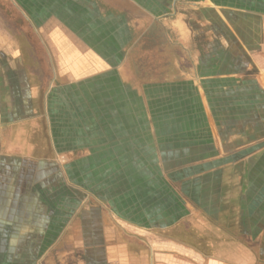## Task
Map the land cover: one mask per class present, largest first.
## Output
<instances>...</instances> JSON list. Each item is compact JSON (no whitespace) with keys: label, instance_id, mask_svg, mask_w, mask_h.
Segmentation results:
<instances>
[{"label":"crops","instance_id":"obj_1","mask_svg":"<svg viewBox=\"0 0 264 264\" xmlns=\"http://www.w3.org/2000/svg\"><path fill=\"white\" fill-rule=\"evenodd\" d=\"M3 2L0 264H264V0Z\"/></svg>","mask_w":264,"mask_h":264},{"label":"rangeland","instance_id":"obj_2","mask_svg":"<svg viewBox=\"0 0 264 264\" xmlns=\"http://www.w3.org/2000/svg\"><path fill=\"white\" fill-rule=\"evenodd\" d=\"M0 4H2V5H0L1 7L3 6V4H4V2H3V0H0ZM5 6H7V2H6V0H5ZM9 8H11V7H9ZM1 10H2V8H0ZM10 11H12V10H10ZM13 12V11H12ZM2 21V19H0V22ZM7 21V24H8V20H6ZM22 23H24V22H22ZM25 25H26V23H25ZM40 133V132H39ZM120 173V172H119ZM120 174H122V173H120ZM129 180H133V178H131V177H125V176H119L118 177V179H117V181H120V183H119V185H117V187L118 188H122V187H126L127 185L128 186H131V185H129L128 184V182H129ZM139 180H142V179H139ZM147 183V182H146ZM134 186H136V185H134ZM133 186V187H134ZM135 189V188H134ZM120 190V189H119ZM129 191V190H128ZM133 191H135V190H133ZM145 194V190L144 189H141V191H139V192H136V195H138L139 197H142V195H144ZM76 200L75 199H73V197L71 196V198H70V203H76L75 202ZM135 202V201H134ZM136 205H137V203H135Z\"/></svg>","mask_w":264,"mask_h":264}]
</instances>
